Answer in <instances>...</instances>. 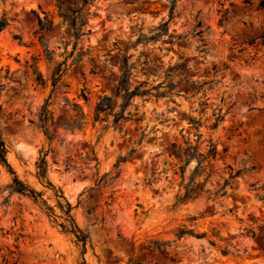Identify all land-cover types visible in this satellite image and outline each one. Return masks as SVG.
Returning <instances> with one entry per match:
<instances>
[{"label": "rangeland", "instance_id": "1", "mask_svg": "<svg viewBox=\"0 0 264 264\" xmlns=\"http://www.w3.org/2000/svg\"><path fill=\"white\" fill-rule=\"evenodd\" d=\"M65 1L74 5L76 0ZM171 1L94 0L85 28L90 35L77 42L74 57L84 55L76 64L67 60V71L53 90L54 65L39 43L37 18L53 21L52 30L43 34L53 63H63L74 43L55 1L0 0V18L9 20L0 33V132L7 161L60 217L54 190L35 177L47 153L46 179L62 192L88 235L85 264H264V11L257 9L264 0H175L168 32L186 40L172 44L163 37L134 47L141 34L149 37L168 21ZM198 23L201 39L194 37ZM125 54L135 64L133 87L145 82L150 89L165 77H171L166 83H183L170 99H135L141 122L114 131L110 113L93 123L94 108L99 98L112 96ZM37 74L42 84L35 81ZM211 80L218 83L196 95L185 85ZM113 103L117 111L120 100ZM46 105L55 131L51 141L39 129ZM75 105L84 116L83 127L69 131L62 125L79 114ZM219 110L223 121L213 131L212 115ZM127 112L135 113L134 108ZM189 118L200 121L198 144ZM210 141L219 155L204 162L206 174L196 179L201 188L209 176L202 196L174 207L182 163L168 147L176 143L185 149L188 143L202 157ZM132 149L137 151L129 157ZM120 158L126 161L118 164ZM195 165L192 161L186 169V180ZM104 174L110 178L98 184ZM228 180L226 196L214 199ZM10 181L0 167V188ZM191 217L197 219L194 224ZM180 229L206 237L178 239ZM152 242L169 243L166 256L149 253ZM14 263L81 264L74 239L16 195L8 207H0V264Z\"/></svg>", "mask_w": 264, "mask_h": 264}, {"label": "trees", "instance_id": "2", "mask_svg": "<svg viewBox=\"0 0 264 264\" xmlns=\"http://www.w3.org/2000/svg\"><path fill=\"white\" fill-rule=\"evenodd\" d=\"M56 3V7L58 10V15L62 19L63 25L67 28V33L70 39L74 41L73 50L69 54V56L65 59L63 63H53L52 53L48 51L47 45L44 43L43 34L47 31H51L53 28V21L51 19L41 20L37 18V26H38V35H39V43L44 51V56L49 64H53L54 67L51 71V82L53 90H55L58 85L61 83L66 71H67V60L72 59V64L79 63L82 59L84 53L80 52L75 55L77 42L84 36L90 35V31L85 32V28L88 26V17L90 16V5L94 0H76L74 5H70L66 3L65 0H53ZM175 0L170 2L169 12H168V21L159 25L156 29L152 30L149 34V37H145L144 35H140L136 42L134 43V47L138 45L146 46L149 43L156 42L163 37H168L172 44H175L180 41L186 40V36H175L169 34L168 32V24L175 16ZM257 9L260 11H264V1H259L257 4ZM220 13V12H219ZM222 20L219 22L221 23ZM9 25V20L2 16L0 18V33L5 30ZM201 28V23L196 25V29L199 30ZM203 32L201 30L195 32L194 37H198L201 39ZM261 40H264V34L260 37ZM14 40L20 42V38L18 36L14 37ZM254 41H250L249 44H253ZM35 64L37 63L36 59H33ZM154 62L157 64L158 59H154ZM135 67L134 63H130L129 58L125 54L122 60L118 63L119 68V80L117 86L112 92V96L110 97H101L98 99L94 108V117L93 123H97L101 120L100 116L110 113L112 116V121L110 123L111 127L114 131H122V127L128 123H139L142 120V116L138 113V108L133 105V101L137 98L143 99L144 101H148L151 98L156 100L161 98H171L174 95L176 89L182 85L175 84L173 82L166 83L171 77H165V81L157 86H154L150 89H147V83L141 82L133 87L132 81L134 79L133 69ZM146 70H151L149 67ZM215 74V73H214ZM35 81L38 84L43 83V79L41 75L37 74ZM218 81L211 80L208 82H203L201 84H197L196 82L186 81L185 85L189 87L190 90H195L194 95L200 93L206 86L215 85ZM86 101V98L83 97ZM114 100H120V104L118 106L117 111H115ZM79 114L72 122L64 123L62 126L69 131L79 130L83 127L84 116L80 110V108L75 105L74 106ZM48 105L41 111L39 116V129L42 134L46 137L47 140L51 141L54 138L55 131L52 129L53 125V117L50 111H48ZM129 108H134V114L127 112ZM212 117L214 118V123L211 126V130H216L219 124L223 121V116L221 111L219 110L217 113L213 112ZM190 128L195 130L197 144L200 141L202 135L199 133V128L201 127L200 121H196L192 118L188 119ZM144 135H142L143 137ZM141 140L137 142V145H141ZM136 149H132L129 153V157L133 156L136 153ZM168 153L171 157L176 159L182 165L179 169L180 183H179V194L176 196V202L174 207L179 204H184L187 202H192L199 199L202 196V190L206 181L209 179V176L205 178L204 183L201 185L196 184V179L201 177L203 174H206L205 169H203V164L206 160H215L219 155L217 151V145L210 141L207 146V150L204 156H198V147H190L188 143H186L185 149L178 146L176 143L170 144L167 149ZM223 153L227 152V148H224ZM7 146L0 132V167H2L6 172L11 176V181L0 188V207H8L10 204V199L13 196H19L22 198H26L31 201L35 206H37L41 211L45 213V215L52 219L53 223L56 224L60 231L72 237L79 247L80 256H81V264H85L84 255L86 253V246L88 243V235L85 231L78 227L75 222L74 216L72 214L73 208L66 202L63 194L60 190H55L54 187L48 182L46 179L47 174V163L46 156L47 153L44 154L43 158L39 161L36 166L37 173L35 175L36 179L39 180L40 183L44 184L45 187L54 190L53 198L56 202V208L60 211V217L55 214L54 208L50 207L47 204V201L43 199V194L40 192H36L32 188H30L27 184L21 181L16 173L12 170L11 166L7 161ZM96 161V160H95ZM126 158H120L118 160V164L124 163ZM194 161L196 163L192 173L189 178L185 179L186 169L189 167L191 162ZM118 164L115 166L117 169ZM118 174H116L117 176ZM239 175L237 173L235 176L233 174L230 175L229 180ZM110 178V174H104L98 181V184L103 183L106 184L108 179ZM229 180L224 182V185L220 191L214 192L213 197L222 198L226 196V187L229 185ZM6 193V195H3ZM219 193H221L219 195ZM60 220L61 222H58ZM197 219L195 217H191L189 222L194 224ZM184 236L193 237L196 239H204L206 237L205 234H195L193 230L180 229L177 233V238L180 239ZM253 236H255L253 234ZM169 246V243H160V242H152L150 243L146 250L151 253L158 251L161 255L166 256V249ZM226 255V253H223ZM5 262V261H4ZM171 262H175L171 259ZM16 264V263H14Z\"/></svg>", "mask_w": 264, "mask_h": 264}]
</instances>
